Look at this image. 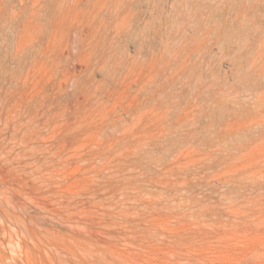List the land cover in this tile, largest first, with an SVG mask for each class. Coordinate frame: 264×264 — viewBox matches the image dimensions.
Masks as SVG:
<instances>
[{
	"label": "rangeland",
	"instance_id": "rangeland-1",
	"mask_svg": "<svg viewBox=\"0 0 264 264\" xmlns=\"http://www.w3.org/2000/svg\"><path fill=\"white\" fill-rule=\"evenodd\" d=\"M147 1L0 0V264H264V0Z\"/></svg>",
	"mask_w": 264,
	"mask_h": 264
},
{
	"label": "bare ground",
	"instance_id": "bare-ground-1",
	"mask_svg": "<svg viewBox=\"0 0 264 264\" xmlns=\"http://www.w3.org/2000/svg\"><path fill=\"white\" fill-rule=\"evenodd\" d=\"M22 1H24V0H22ZM69 0H64V2H66V8H67V12H69L70 10H73V11H75L76 9H78V5H79V3L81 2V0H70L71 2H72V5H70V2H68ZM107 1L108 0H88V5L89 6H92V9L89 11V14H91L92 16L98 11V10H101V9H104V6L106 5V3H107ZM243 1V0H242ZM250 1V0H249ZM262 1V0H261ZM52 2H53V0H47V4L49 5V7H48V9L51 7V5H52ZM174 2H175V0H172L170 3H169V5L167 6V7H165V0L163 1V0H148L143 6H144V8H145V11H142V13L144 14V17H143V27L144 28H146V29H148V31H147V35H148V37L150 36V38L149 39H151V40H153V42H154V44H156L157 46H159V47H169V40H170V34H167L166 36H165V38L162 40H160L159 41V37H157L156 35H157V33L158 32H160V28L162 27V21H163V17H162V14H163V9H165L166 8V12L165 13H167V16H166V19H168V22L166 21L165 23H163V25H165L166 23H169L170 24V22H171V18H174V14H175V12H176V9H175V6H174ZM178 2V1H177ZM181 2H183L184 3V8L186 9V10H188V9H191L189 6H187V4L190 2V3H192L193 2V0H181ZM196 2H197V4H198V6H199V13L201 14V15H207V14H212V13H214V11L216 10V11H218V6H219V4H220V2H219V0H196ZM225 2V1H224ZM247 2V1H246ZM245 2V3H246ZM257 2V1H256ZM259 2V1H258ZM44 3V2H43ZM241 2H239L238 4H240ZM255 3V2H254ZM262 3V2H261ZM25 4V3H24ZM178 4V3H177ZM194 4V3H193ZM222 5H223V3H221ZM230 4H232V2L230 3ZM252 4V3H251ZM59 5V4H58ZM88 5H87V7H88ZM134 5V4H133ZM192 5V4H191ZM249 5H250V3H249ZM257 4H255V6H256ZM248 6V5H247ZM251 6V5H250ZM249 6V7H250ZM254 6V5H253ZM189 7V8H188ZM209 7H211V9L212 10H209ZM221 8L223 7V6H220ZM252 7V6H251ZM257 7V6H256ZM255 7V8H256ZM89 8V7H88ZM142 8V7H141ZM141 8H140V11H141ZM221 8H220V10H221ZM233 8V7H232ZM237 8V7H236ZM254 7H252V8H250V9H253ZM254 8V9H255ZM261 8V7H260ZM25 9V8H24ZM215 9V10H214ZM219 10V11H220ZM236 10V9H235ZM238 12H239V14L241 15V14H243L244 13V11H248L249 9L246 7V5H244V3H241L240 5H239V7H238ZM236 10V11H237ZM256 10V9H255ZM121 11V10H120ZM120 11H117V10H114V11H112V12H110V13H108V14H110L111 16H120L121 14L119 13ZM197 11V10H196ZM250 11V10H249ZM248 11V12H249ZM232 12V11H231ZM247 12V13H248ZM251 12H254V13H257L256 11H251ZM250 12V13H251ZM246 13V14H247ZM260 13V12H259ZM6 14H7V16H9V17H11V16H13L14 14H16V12L15 11H13L11 8H9L7 11H6ZM222 14V13H221ZM224 14V13H223ZM253 14V13H252ZM213 15V14H212ZM211 15V16H212ZM50 16H51V14H50ZM106 16V15H105ZM223 16V15H222ZM124 18H121V24H120V26L121 27H127V26H129V21H127V20H125V16H123ZM249 17H252V16H250L249 15ZM248 17V18H249ZM255 17V16H254ZM241 18H245V15H244V17H241ZM240 18V19H241ZM113 19V18H112ZM127 19V18H126ZM134 19V18H133ZM179 19V18H178ZM239 19V20H240ZM246 19V18H245ZM132 20V19H131ZM243 20V19H242ZM98 21V20H97ZM147 21H149V22H147ZM179 21V20H178ZM51 23H49L48 22V24H49V27H50V29H54L55 28V26H56V23L52 20V21H50ZM181 22H182V20H181ZM180 21H179V24H178V26H179V30L181 29V31L183 32V36H184V38H186L187 39V37L185 36V34H187V33H185V31H183L182 30V28H181V23ZM87 24V23H86ZM89 25V24H88ZM119 25V24H118ZM170 26H171V24H170ZM169 26V27H170ZM4 27V26H3ZM11 28V27H10ZM168 28V27H167ZM92 29V28H91ZM75 32V31H74ZM144 34V33H143ZM173 34V33H172ZM188 36V35H187ZM200 37V36H199ZM157 38H158V41H157ZM161 38V37H160ZM183 38V39H184ZM197 38V37H196ZM78 39V38H77ZM148 39V38H147ZM182 39V40H183ZM177 41V40H176ZM144 42V41H143ZM142 42V43H143ZM198 42V41H197ZM145 44V43H144ZM179 44V43H178ZM185 44V43H184ZM73 45V44H72ZM77 46V45H76ZM145 46V45H144ZM149 46V45H148ZM186 47V46H185ZM199 47H200V45H199ZM161 92V91H160ZM127 95V94H126ZM158 98V97H157ZM156 98V99H157ZM123 100V99H122ZM152 103V102H151ZM166 104V103H165ZM116 113V112H115ZM170 113H168V116H170L169 115ZM172 118V117H171ZM166 119V122H168V126L167 127H169L170 125H171V122H170V118H164V120ZM172 125H173V123H172ZM170 131H172V130H170ZM55 181V180H54ZM49 186V185H48ZM1 190V189H0ZM5 192V191H4ZM1 195L2 194H0V197H1ZM3 197H4V195H3ZM3 197H1V198H3ZM8 196H5V198H7ZM1 200V199H0ZM7 199H5V201H6ZM9 200V199H8ZM12 201V200H11ZM4 202V201H3ZM13 203V202H12ZM6 204H8V206H9V204H11V203H9V202H7ZM17 204H19L18 202H17ZM16 204V205H17ZM20 205V204H19ZM7 206V205H6ZM7 206V207H8ZM21 206V205H20ZM12 207H13V205H12ZM12 207H10V208H12ZM18 208V207H17ZM21 208H22V206H21ZM25 208V207H24ZM24 208H22V210L24 209ZM19 209V208H18ZM1 210V209H0ZM10 210H14V207L12 208V209H10ZM25 210H26V208H25ZM25 210H23V212L22 213H24V214H26L24 211ZM2 211V210H1ZM17 211H19V210H17ZM3 212V211H2ZM14 212V211H13ZM26 212H27V210H26ZM4 214V212L2 213V215ZM17 214H19V213H17ZM30 214V213H29ZM4 216H5V214H4ZM27 216V215H26ZM25 216V217H26ZM29 216V215H28ZM16 217V216H15ZM24 217V218H25ZM3 218V217H2ZM7 218H9V217H7ZM34 218V217H33ZM36 218H37V216H36ZM28 219V218H27ZM30 219V218H29ZM44 220V219H43ZM3 221V220H2ZM9 221V220H8ZM21 221V220H20ZM38 221H40V220H38ZM33 222V221H32ZM17 223H19V222H17ZM34 223V222H33ZM10 224H12V223H10ZM14 224V223H13ZM23 224H24V222H23ZM28 224V223H27ZM41 224H43V223H41ZM21 225V224H20ZM45 225V224H44ZM16 226H17V224H16ZM18 226H19V224H18ZM33 226H34V224H33ZM10 227V226H9ZM13 228V227H12ZM45 230V229H44ZM19 231H20V229H19ZM23 231L25 232V230L23 229ZM22 231V232H23ZM46 231V230H45ZM49 231V230H48ZM21 233V232H20ZM25 234V233H24ZM8 235V234H7ZM22 235V234H21ZM19 236V237H22L23 238V235L22 236ZM27 237V236H26ZM25 238V237H24ZM29 238V237H28ZM62 238V237H61ZM43 239V238H42ZM19 240V239H18ZM36 240H38V239H36ZM20 241V240H19ZM26 241V240H25ZM30 241V240H29ZM32 241V240H31ZM72 241V240H71ZM33 242V241H32ZM39 242V241H38ZM8 243V242H7ZM31 243V242H30ZM2 244V243H1ZM23 244V243H22ZM32 244V243H31ZM10 245V244H9ZM20 245V244H19ZM20 247H21V245H20ZM24 247V246H23ZM22 247V248H23ZM53 250H55L54 248H53ZM57 252H58V250H57ZM27 253H28V251H27ZM19 254H21V253H19ZM24 255H26V254H24ZM30 256V255H29ZM75 258V257H74ZM24 259H26V258H24L23 257V260ZM77 259V258H76ZM27 262V261H26ZM25 262V263H26ZM32 264V263H31Z\"/></svg>",
	"mask_w": 264,
	"mask_h": 264
}]
</instances>
